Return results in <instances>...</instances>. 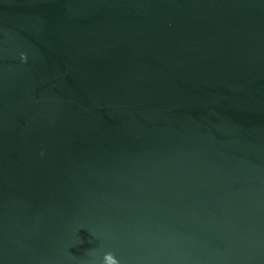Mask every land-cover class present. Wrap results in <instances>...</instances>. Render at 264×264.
Segmentation results:
<instances>
[{"label": "water", "instance_id": "obj_1", "mask_svg": "<svg viewBox=\"0 0 264 264\" xmlns=\"http://www.w3.org/2000/svg\"><path fill=\"white\" fill-rule=\"evenodd\" d=\"M105 252L264 264V0H0V264Z\"/></svg>", "mask_w": 264, "mask_h": 264}, {"label": "clouds", "instance_id": "obj_2", "mask_svg": "<svg viewBox=\"0 0 264 264\" xmlns=\"http://www.w3.org/2000/svg\"><path fill=\"white\" fill-rule=\"evenodd\" d=\"M23 59V57H22ZM102 264H120L119 260L111 252H105L103 255Z\"/></svg>", "mask_w": 264, "mask_h": 264}]
</instances>
